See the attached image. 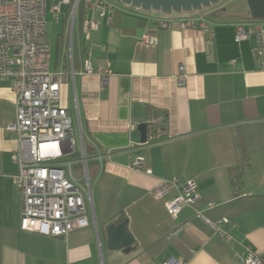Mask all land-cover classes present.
<instances>
[{"label": "crops", "instance_id": "1", "mask_svg": "<svg viewBox=\"0 0 264 264\" xmlns=\"http://www.w3.org/2000/svg\"><path fill=\"white\" fill-rule=\"evenodd\" d=\"M236 2L168 14L113 6L106 23L84 0L82 18L98 27L86 39L76 14L72 56L62 8L49 62L51 72L68 74L60 83V105L88 137L89 158L94 147L112 151L101 172L90 160L96 226L57 237L21 229V193L14 179L19 169L12 160L19 142L6 130L15 118V93L9 80L0 79V264H163L170 259L240 264L248 246L264 253V55L253 53L254 32L234 39L236 24L255 31L264 19L250 14L247 0ZM199 17L211 25V38ZM185 19L195 25L181 27ZM144 33L155 35L157 44L141 45ZM87 51L92 71L85 74ZM179 63L190 74L185 86L172 78ZM62 82L73 92L72 108L61 98ZM153 112L163 117V136L129 150L130 142H141L130 124L145 122ZM133 154L143 157L150 173L127 166ZM173 178L194 179L198 192L195 203L184 205L177 216L164 206L177 194L175 188L158 199L151 193L161 180ZM196 211L212 221L227 218L221 229L230 239ZM123 219L133 236L131 249H110L106 225Z\"/></svg>", "mask_w": 264, "mask_h": 264}, {"label": "built area", "instance_id": "2", "mask_svg": "<svg viewBox=\"0 0 264 264\" xmlns=\"http://www.w3.org/2000/svg\"><path fill=\"white\" fill-rule=\"evenodd\" d=\"M80 0H74L68 12L67 27L69 34V52L72 56L73 25ZM94 4L101 18L110 21L113 5L107 0H86ZM71 0H0V79L9 80L15 93V118L6 125V130L17 136L19 146L12 154V160L18 165V174L14 177L21 193L22 230L45 236H65L69 232L85 227L96 226L93 208L94 172L90 160L96 162L97 172L104 169L110 158L111 150L94 147V155L86 154L88 137L76 125L74 116L60 105V83L68 78L64 72L53 73L49 69L51 46L46 36L47 6L50 4L52 16L59 18L62 8L67 10ZM66 5V6H62ZM66 14V11H65ZM201 30L209 38L213 35L210 24L199 17ZM181 27L195 25L194 19L181 21ZM98 23L84 18L82 29L86 39L89 32L95 30ZM160 27L167 23L160 22ZM254 32L257 45L253 48L256 57L264 55V23L253 31L250 25H235L234 39L239 42ZM144 46H154L157 38L144 33L139 38ZM82 73H91L90 52H86ZM264 69V61L261 63ZM102 82L106 75L102 71ZM190 74L179 63L172 78L177 86H185ZM161 116H150L145 120L149 124L145 142H130L129 150H138L147 142L160 139L157 123ZM139 123L130 124V129ZM148 135V137H147ZM127 166L130 169L150 173L140 154L130 155ZM171 188L177 194L164 201L171 216H177L184 205L191 206L198 198L194 179L179 182L177 178L163 179L151 193L162 198ZM196 217L202 219L213 230L227 240L230 236L221 229L227 218L212 221L201 211ZM175 230L170 236L177 234ZM264 253H257L250 246L240 264H263ZM103 264V263H101ZM163 264H184L178 260H168Z\"/></svg>", "mask_w": 264, "mask_h": 264}, {"label": "water", "instance_id": "3", "mask_svg": "<svg viewBox=\"0 0 264 264\" xmlns=\"http://www.w3.org/2000/svg\"><path fill=\"white\" fill-rule=\"evenodd\" d=\"M123 2L143 10H156L163 13L182 12L200 10L217 3L219 0H114ZM247 6L250 14L255 18L264 19V0H247ZM140 133V141H146L147 125L141 122L137 125ZM106 233L108 236L107 246L110 249H122L129 251L133 243V236L127 229V219L119 222H110L106 225Z\"/></svg>", "mask_w": 264, "mask_h": 264}, {"label": "rangeland", "instance_id": "4", "mask_svg": "<svg viewBox=\"0 0 264 264\" xmlns=\"http://www.w3.org/2000/svg\"><path fill=\"white\" fill-rule=\"evenodd\" d=\"M107 1L110 2L113 6H133L130 4L128 5L126 3L117 2L114 0H107ZM236 1L238 0H219L217 4L215 3L216 5H213V6H237ZM52 15H53L52 9L50 7V4H48L47 13L45 15L46 36L51 46L54 48L58 35L61 32L62 23H63L64 18H63V13H60L58 19H55ZM68 86H69L68 82H62L61 98L63 99V101H65L66 107L72 108L74 104L73 92L70 91Z\"/></svg>", "mask_w": 264, "mask_h": 264}, {"label": "trees", "instance_id": "5", "mask_svg": "<svg viewBox=\"0 0 264 264\" xmlns=\"http://www.w3.org/2000/svg\"><path fill=\"white\" fill-rule=\"evenodd\" d=\"M74 0H71V3L68 5V8H67V10H66V14H65V21H64V24L66 25V22H67V17H68V12H69V10H70V7L72 6V2H73ZM83 3H84V0H80L79 1V5H78V10H77V13H78V18H79V20H80V22H81V24L83 23V20H84V18H82V9H83ZM160 116V115H158L156 112H153V113H151L148 117H150V116ZM162 117V116H161ZM163 117H162V120H161V122H159V123H157L156 125H154V126H156V128H158L159 130H158V134L155 136V138H157V137H159V138H161L162 136H163V129H162V127H163ZM148 130H149V124H147V133H148ZM147 137H148V135H147ZM86 154H87V156H88V153H87V149H86Z\"/></svg>", "mask_w": 264, "mask_h": 264}]
</instances>
